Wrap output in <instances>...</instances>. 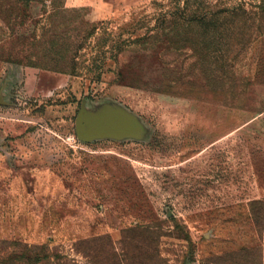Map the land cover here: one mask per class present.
<instances>
[{
  "label": "rangeland",
  "instance_id": "rangeland-1",
  "mask_svg": "<svg viewBox=\"0 0 264 264\" xmlns=\"http://www.w3.org/2000/svg\"><path fill=\"white\" fill-rule=\"evenodd\" d=\"M104 104L144 133L79 140ZM255 246L264 0H0V264H248Z\"/></svg>",
  "mask_w": 264,
  "mask_h": 264
},
{
  "label": "water",
  "instance_id": "water-1",
  "mask_svg": "<svg viewBox=\"0 0 264 264\" xmlns=\"http://www.w3.org/2000/svg\"><path fill=\"white\" fill-rule=\"evenodd\" d=\"M144 131L138 117L113 104L89 110L83 107L76 119V134L81 141L138 139Z\"/></svg>",
  "mask_w": 264,
  "mask_h": 264
},
{
  "label": "trees",
  "instance_id": "trees-1",
  "mask_svg": "<svg viewBox=\"0 0 264 264\" xmlns=\"http://www.w3.org/2000/svg\"><path fill=\"white\" fill-rule=\"evenodd\" d=\"M254 223H256V222L254 221ZM136 231L137 230H134V231L133 230H127L124 233V236H123V239H122L121 243L124 244V245H126L127 244V241L129 240V234L134 233ZM137 232H139L141 235L144 234L140 230L137 231ZM125 234H126V236H125ZM127 234H128V236H127ZM242 251H244V250H242ZM237 255H239V253H236L235 254V256H237ZM248 264H264L261 247H259V246H255V247H252V248H249L248 247Z\"/></svg>",
  "mask_w": 264,
  "mask_h": 264
}]
</instances>
